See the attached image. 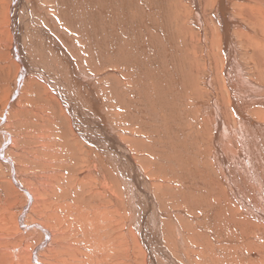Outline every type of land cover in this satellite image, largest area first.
I'll list each match as a JSON object with an SVG mask.
<instances>
[{
  "label": "bare ground",
  "instance_id": "6f19581e",
  "mask_svg": "<svg viewBox=\"0 0 264 264\" xmlns=\"http://www.w3.org/2000/svg\"><path fill=\"white\" fill-rule=\"evenodd\" d=\"M9 218L0 264H264V0H0Z\"/></svg>",
  "mask_w": 264,
  "mask_h": 264
},
{
  "label": "rangeland",
  "instance_id": "374dc122",
  "mask_svg": "<svg viewBox=\"0 0 264 264\" xmlns=\"http://www.w3.org/2000/svg\"><path fill=\"white\" fill-rule=\"evenodd\" d=\"M5 29H6V26H5ZM46 36V37H45ZM45 36L44 35H38V37H42V39H45L46 40V38L47 39H49V37H48V35L47 34H45ZM4 38H5V40L7 41L8 39H9V36L7 35V33L4 35ZM42 40H39L38 39V42H40V43H42L41 42ZM47 42H49L48 40H47ZM51 46H53L54 48H56L53 44H51V42L49 43ZM77 45V44H76ZM53 47H51L52 49H54ZM59 48H60V46H59ZM59 48H56V49H59ZM65 50H66V48H65ZM6 51V50H5ZM54 51H57V50H55L54 49ZM60 51H62L61 49H60ZM67 51V50H66ZM156 183H157V181H156ZM158 184V183H157ZM164 214H166V212H164ZM164 216V215H163ZM64 218L65 219H67V217L66 216H63V218H61L62 220H64ZM163 218V217H162ZM61 219H58V220H55L54 222L58 225V224H60L61 222H59V221H62ZM13 222H12V221ZM165 220V219H164ZM10 224V225H8V224ZM4 224H6V225H2L3 227H1V229H0V236L1 237H7V238H9L10 237V239H11V244L9 243V245H8V247H11V248H13L14 250H16L17 249V247L19 246L18 245V239H16V236H17V234L15 233V232H17V228H16V226H15V224H14V219L13 218H9L8 220H7V222H4ZM56 224H53V225H56ZM170 224V223H169ZM6 226V227H5ZM10 226V227H9ZM13 229H12V228ZM169 228V227H168ZM168 228H166L165 229V231L163 232V231H161V233L162 234H160V237H159V240H160V249H162V250H164V254H165V257L164 258H162L161 259V255H160V253L161 252H163V251H161V252H159L158 251V246L155 248V250L157 251L155 254H154V257L156 258V261H157V263L158 264H167V263H165V262H167V260H166V255L172 260V262L174 261V263L173 264H187V260H186V243H182V242H178V236H177V234H178V232H176V234L174 233L175 232V230H173V235H172V233H169V236H170V238H168L166 235H168V233H167V229ZM16 230V231H15ZM28 230H30V228L28 229ZM2 231V232H1ZM7 234H6V233ZM13 232V233H12ZM29 233H30V231H29ZM4 234V235H3ZM9 234V235H8ZM171 234V235H170ZM14 235V236H13ZM166 236V237H165ZM176 237V238H174L173 239V237ZM163 237V238H162ZM13 238V239H12ZM37 238V237H36ZM167 238V239H166ZM170 239V240H169ZM36 240V239H35ZM14 241V242H13ZM13 243V244H12ZM185 244V245H184ZM33 243L32 244H30V245H26V244H24V246L25 247H27L28 246V249H30V248H32L33 246ZM164 245V246H163ZM32 246V247H31ZM142 246H144V244L142 243ZM166 246V247H165ZM21 247V246H20ZM30 247V248H29ZM16 248V249H15ZM170 248V249H169ZM20 250V249H19ZM188 250H190V253H191V249L189 248ZM27 253H29V250L28 251H26ZM143 253H144V251H142ZM143 253H142V259H144V255H143ZM23 255V257H21ZM174 256V257H173ZM20 259H23V258H25V255L24 254H21V255H19L18 256ZM11 258H13L12 256H11V253L9 254V255H7V257H6V259H7V261H11L10 259ZM169 259V260H170ZM163 261V262H162Z\"/></svg>",
  "mask_w": 264,
  "mask_h": 264
}]
</instances>
